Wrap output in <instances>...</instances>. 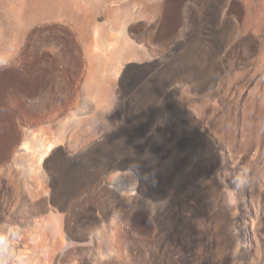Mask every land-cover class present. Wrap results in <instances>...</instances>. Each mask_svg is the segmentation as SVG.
I'll list each match as a JSON object with an SVG mask.
<instances>
[{
  "label": "rangeland",
  "instance_id": "1",
  "mask_svg": "<svg viewBox=\"0 0 264 264\" xmlns=\"http://www.w3.org/2000/svg\"><path fill=\"white\" fill-rule=\"evenodd\" d=\"M0 264H264V0H0Z\"/></svg>",
  "mask_w": 264,
  "mask_h": 264
},
{
  "label": "clouds",
  "instance_id": "2",
  "mask_svg": "<svg viewBox=\"0 0 264 264\" xmlns=\"http://www.w3.org/2000/svg\"><path fill=\"white\" fill-rule=\"evenodd\" d=\"M235 182H236L238 188H243L246 186L247 179H246V174L243 170H241V172L237 173V175L235 177Z\"/></svg>",
  "mask_w": 264,
  "mask_h": 264
},
{
  "label": "bare ground",
  "instance_id": "3",
  "mask_svg": "<svg viewBox=\"0 0 264 264\" xmlns=\"http://www.w3.org/2000/svg\"><path fill=\"white\" fill-rule=\"evenodd\" d=\"M89 80V79H88ZM93 81V80H92ZM93 88V87H92ZM100 88V90L102 91V92H100L99 94H100V97L102 98V99H104V98H106V96H107V94H106V91H103L104 89H102L101 87H99ZM99 88L97 89V91H99ZM100 104V103H99ZM101 105V104H100Z\"/></svg>",
  "mask_w": 264,
  "mask_h": 264
}]
</instances>
